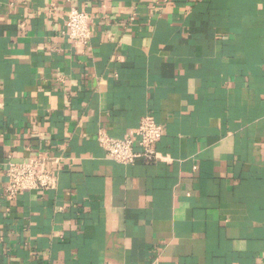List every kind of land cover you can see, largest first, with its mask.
Instances as JSON below:
<instances>
[{
	"label": "crops",
	"instance_id": "1",
	"mask_svg": "<svg viewBox=\"0 0 264 264\" xmlns=\"http://www.w3.org/2000/svg\"><path fill=\"white\" fill-rule=\"evenodd\" d=\"M146 115L158 157L109 159ZM41 152L56 187L7 200ZM0 264H264V0H0Z\"/></svg>",
	"mask_w": 264,
	"mask_h": 264
},
{
	"label": "built area",
	"instance_id": "2",
	"mask_svg": "<svg viewBox=\"0 0 264 264\" xmlns=\"http://www.w3.org/2000/svg\"><path fill=\"white\" fill-rule=\"evenodd\" d=\"M91 32L89 14L77 7H70L65 19V35L76 47L85 48ZM161 136V125L151 115H146L126 137L115 138L101 130L97 133L96 140L109 159L130 164L139 158L145 161L155 160L158 157L155 146ZM60 163L61 156L45 152L36 153L25 160L8 159L4 169L3 188L6 199L12 201L22 191L43 193L54 189Z\"/></svg>",
	"mask_w": 264,
	"mask_h": 264
}]
</instances>
